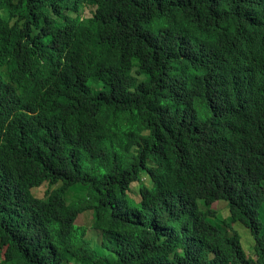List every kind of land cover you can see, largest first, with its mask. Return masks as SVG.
<instances>
[{
	"label": "trees",
	"instance_id": "1",
	"mask_svg": "<svg viewBox=\"0 0 264 264\" xmlns=\"http://www.w3.org/2000/svg\"><path fill=\"white\" fill-rule=\"evenodd\" d=\"M0 261L264 264V0H0Z\"/></svg>",
	"mask_w": 264,
	"mask_h": 264
},
{
	"label": "rangeland",
	"instance_id": "2",
	"mask_svg": "<svg viewBox=\"0 0 264 264\" xmlns=\"http://www.w3.org/2000/svg\"><path fill=\"white\" fill-rule=\"evenodd\" d=\"M144 182L147 183V180H145ZM133 187H134V194L135 195H133V194L132 195L134 197H137L136 192H137L138 188H137L136 184H134ZM46 188H47L46 186L39 188L37 190V194L39 196H44L45 192H46ZM222 207H223L222 216L224 218H228L229 217L228 207L225 206L224 203L215 202L213 204L214 209H220V211H222L221 210ZM92 220H93V213L89 211V212L84 213L79 218L76 225L83 227V228H86V238L91 239L93 241V243L96 244V247H99L100 242H101V236L98 233V231L92 230V228H90ZM234 227L239 232V234L241 235L242 245H243V248L245 249V251L247 252V254L249 256L253 257L254 259H256V255L253 251L254 239L251 236L249 229H247L246 227H244L242 225H236V226L234 225ZM0 264H2L1 261H0Z\"/></svg>",
	"mask_w": 264,
	"mask_h": 264
},
{
	"label": "clouds",
	"instance_id": "3",
	"mask_svg": "<svg viewBox=\"0 0 264 264\" xmlns=\"http://www.w3.org/2000/svg\"><path fill=\"white\" fill-rule=\"evenodd\" d=\"M143 180H144V181L146 180L145 177L143 178Z\"/></svg>",
	"mask_w": 264,
	"mask_h": 264
}]
</instances>
